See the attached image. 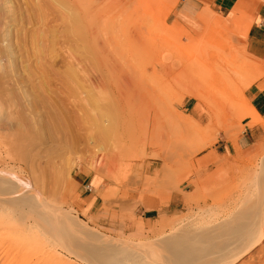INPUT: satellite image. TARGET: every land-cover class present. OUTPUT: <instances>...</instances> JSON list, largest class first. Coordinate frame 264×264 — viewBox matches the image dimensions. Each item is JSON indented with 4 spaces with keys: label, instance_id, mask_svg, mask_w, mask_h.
Wrapping results in <instances>:
<instances>
[{
    "label": "rangeland",
    "instance_id": "obj_1",
    "mask_svg": "<svg viewBox=\"0 0 264 264\" xmlns=\"http://www.w3.org/2000/svg\"><path fill=\"white\" fill-rule=\"evenodd\" d=\"M177 1L0 0V171L32 191L16 188L21 201L0 194V264H92L91 254L69 252L82 242L61 238L67 221L69 232L72 223L117 248L157 252L252 211L264 136L251 151L236 141L253 122L243 90L264 68L238 39L264 0H238L219 14L206 7L198 37L165 24ZM163 50L182 67L160 76L150 68ZM243 64L230 88L225 76ZM185 96L197 102L179 111ZM91 179L97 203L81 209ZM29 197L42 202L58 238L29 225L37 210ZM263 247L264 238L235 264H264L255 255Z\"/></svg>",
    "mask_w": 264,
    "mask_h": 264
},
{
    "label": "bare ground",
    "instance_id": "obj_2",
    "mask_svg": "<svg viewBox=\"0 0 264 264\" xmlns=\"http://www.w3.org/2000/svg\"><path fill=\"white\" fill-rule=\"evenodd\" d=\"M3 35H4V33H3ZM8 46H10V45H8ZM9 49H10V47H9ZM245 67H246V65L243 64L242 66H239L237 70L233 71L234 72L233 76H235V77H233L231 75H229V76L226 75L224 82L230 83V88H232L234 85L233 81L236 78L237 79L241 78V76L245 72V69H246ZM203 98H206V97H205V95L202 94L201 100H203ZM2 118H3V108H2V105L0 103V120ZM237 130H239V129H237ZM9 170L12 171L13 169L11 168ZM4 172L7 173V171H4V170L0 171V194H1V197H3V199L4 198L6 199L7 197H9V198H17L18 201H21L22 198H24V196H21L20 194H16L15 193L17 190L16 188H18L21 191H27V193L29 194L28 196H32V194H31L32 191L27 186V184H22L21 182L13 179L14 177H12V175H11L13 172L8 171V173H10L11 176H9L7 174L5 175ZM258 185H259V183H258ZM246 187L248 189V186H246ZM260 189L261 190H260L259 194L252 201L253 202L252 206H250L252 211H250L249 213H246L245 219L239 220V218L237 219L235 217H232L230 214L232 219H230V220L227 219L228 222L225 225L226 227L222 226L220 223L219 225L217 224L212 228H205V229L201 228L200 229L198 227L200 230L196 229L195 232H192L189 234L185 233V235L181 237L182 238L181 242L179 241L178 243L182 244V242H183V244H184L185 241H188V244L186 245V243H185L186 246L183 248V247H181V245H179L177 243L181 247V249H179L180 247L177 244H176L177 247L172 246V244L174 245V243H170V244L168 243L167 245H165V247H162L161 250H159L157 252H156V250H153L152 252L146 251V250H149L151 248H147L146 250H137V249L134 250L131 247L130 248L129 247H127V248H121V247L119 248L118 247L117 248V247H115V246H117L115 244L116 241L113 243V241L111 240L112 241V243H111L109 241L110 239L104 238L97 233H92L91 231L85 232L81 228H79L76 224L71 223L70 228L72 230L69 232V221H67L68 230L66 232H64L65 234L62 232H61L62 234L61 233H59V234L61 235V238L65 237L68 240H69V238L75 239V238L79 237L81 239V242H82V243H80V247H78V245H76L75 243H70V245L74 249H72L69 246V252L73 253V255H75L76 257H78L80 254H87V253L89 255L91 254V257L94 261V262H91L92 264H139L140 263L139 259L145 258V257H153V261L148 263V264H235L242 256H244L245 254H248L255 246H257V245L259 246V244H261V242L264 238V182L261 184ZM33 191H35V190H33ZM36 193H38V192H36ZM35 197H37V196H35ZM29 200H30V204L35 205L36 207L35 206H33V207L35 209H37L35 212L36 218L34 216L31 217L33 214H30V216L28 215V217L31 218V219L29 218L30 222H31L29 225H32L33 226L32 228H34L35 225L38 226V230L40 228L42 235L50 232L49 234L57 236L58 235V233H57L58 229L55 228L56 224H53L52 217H51L52 220L50 218L49 219L47 218L48 216H47V214H45V211H44L45 209L41 206L42 202L40 200H38L39 203L37 201H35V202H37V205H36L35 202L34 203L31 202L32 197H29ZM249 200H251V198ZM40 202H41V204H40ZM10 203H12V200L10 201ZM15 204L16 203H13V205H15ZM239 207L237 209H239ZM21 211H22V209H21ZM21 211L19 208V213ZM23 213L24 212H21V214H23ZM62 214L69 217L67 212H66V214L65 213H62ZM224 219H226V218H224ZM51 224L54 225V227H52V229L54 228V230L47 231L45 228L49 227L48 225H51ZM207 224L204 226H207ZM223 225H224V223H223ZM227 225L229 227H227ZM87 229H88V227H87ZM194 229H195V227H194ZM60 230H62V229H60ZM68 232H69V234H68ZM80 233H81V236H80ZM57 238H58V236H57ZM61 238H59V239H61ZM183 238H185V239L183 240ZM177 241H175V243ZM189 241H190V243H192V245L191 244L189 245ZM75 242L79 243L78 241H75ZM116 243H118V242H116ZM188 245H189V247H188ZM143 246L147 247L149 245H143ZM143 246H136V247L139 248V247H143ZM261 251H262L263 256H261V253L259 254L258 249H257V251H255V255L257 254L258 259L262 258L264 261V250L261 249ZM252 257H253V255H252ZM245 261H247V260L245 259ZM242 263H244V262H242ZM247 263H249V261H247L244 264H247Z\"/></svg>",
    "mask_w": 264,
    "mask_h": 264
},
{
    "label": "crops",
    "instance_id": "obj_3",
    "mask_svg": "<svg viewBox=\"0 0 264 264\" xmlns=\"http://www.w3.org/2000/svg\"><path fill=\"white\" fill-rule=\"evenodd\" d=\"M238 0H178L173 8L165 16V24L172 27L178 33H190L198 37L205 31V24L199 18V14L206 7L215 14L230 12ZM228 14V13H227ZM186 42V37H183ZM238 42L244 46L246 55L252 56L258 63L257 68H264V6L260 5L253 12L252 20L246 30V36L239 38ZM182 67V60L175 57L170 51L163 50L157 60L150 68L156 75H165L168 70H179ZM249 101V109L252 114L253 122L250 126L244 125L242 132L237 138V146L240 151H251L259 148L264 136V72L261 76L243 90ZM182 103L176 104L179 111H189L196 104V99L185 96ZM249 120V118H247ZM229 145V144H228ZM231 145V144H230ZM229 145V146H230ZM257 145V146H256ZM233 146V145H231ZM256 146V147H255ZM96 185L91 182L83 185L84 191H90L87 195H80L78 206L81 209L92 208L97 203V197L91 191ZM93 195L89 200H86Z\"/></svg>",
    "mask_w": 264,
    "mask_h": 264
}]
</instances>
